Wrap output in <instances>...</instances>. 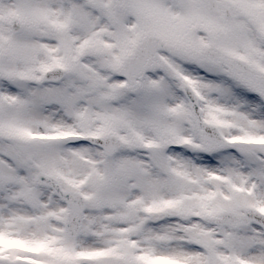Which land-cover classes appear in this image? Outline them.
<instances>
[{
    "label": "snow or ice",
    "instance_id": "snow-or-ice-1",
    "mask_svg": "<svg viewBox=\"0 0 264 264\" xmlns=\"http://www.w3.org/2000/svg\"><path fill=\"white\" fill-rule=\"evenodd\" d=\"M0 264H264V0H0Z\"/></svg>",
    "mask_w": 264,
    "mask_h": 264
}]
</instances>
